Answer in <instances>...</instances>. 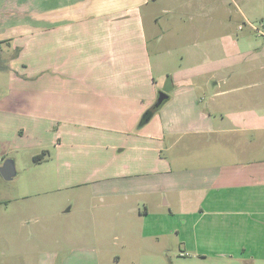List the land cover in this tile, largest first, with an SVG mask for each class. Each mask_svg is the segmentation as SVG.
Here are the masks:
<instances>
[{"label":"crops","instance_id":"1","mask_svg":"<svg viewBox=\"0 0 264 264\" xmlns=\"http://www.w3.org/2000/svg\"><path fill=\"white\" fill-rule=\"evenodd\" d=\"M43 1L35 0L33 9L31 3L23 6L18 0H0V25L22 26L23 30L21 43H15L12 37H0V49L8 46V51H13L7 54L13 59L6 69L11 75L10 91L3 96L8 104L1 101L5 106L0 114L33 119L35 128L50 127L55 131L53 139L35 141V149L47 155L51 147L63 152L91 151L98 153V158L104 152L115 157L128 151V162L119 161L116 165L106 161L107 172L102 180L108 183H101V188L107 190L101 196L106 198L133 196L136 194L133 189L121 192L116 185L126 188L135 184L134 179L145 182L161 174L167 178L178 166L175 163L185 161L186 153L191 154L200 166L198 173L190 174L185 172L188 169L179 168L183 173L176 179L181 177L180 183L192 185L195 192H207L197 196L200 212L204 216L221 217L240 213L217 210L215 206L243 200L255 207L258 228H264V87L255 89L262 82L233 86L238 81H232L235 73L230 70L233 64L241 62L240 58L234 62L231 56L214 59L208 45L206 50H191V66L180 67L169 77L168 86L175 93L166 92L169 101L139 129L141 118L155 104L161 91L153 54L163 57L160 46L165 35L170 34L176 41L182 37L179 24L184 23L185 17L194 21L200 14L209 19L222 6H215L211 0ZM17 8L32 18L10 19ZM24 26L30 29L25 31ZM191 33L199 35L193 28ZM222 52H229L228 47ZM246 56L254 60L256 54L247 52ZM254 74L258 71L247 76L251 78ZM216 116L222 122L219 126L213 122ZM72 127L75 130H70ZM183 141L186 144L182 145ZM173 151L175 157H162L163 153ZM58 157L62 158L60 154ZM68 158L62 159L81 173L76 177H85L86 173L80 169H88V161L91 164L93 160L87 158L81 166L83 161L77 157L74 162ZM214 159L224 163L216 167L210 162ZM110 169L113 171L108 172ZM186 190L179 191L178 203L185 201L189 206L196 198L187 195ZM166 235L143 233L142 239L161 244ZM212 249L211 255L201 253L199 246L194 251L205 262L215 257L220 261L217 264L231 261L264 264L261 243L252 249L243 246L232 256ZM87 250L76 249L62 263L125 264L119 252L94 249L95 255L89 256ZM58 256L57 251L52 252L48 256L49 264H57ZM130 256L126 261L137 264V258Z\"/></svg>","mask_w":264,"mask_h":264},{"label":"rangeland","instance_id":"2","mask_svg":"<svg viewBox=\"0 0 264 264\" xmlns=\"http://www.w3.org/2000/svg\"><path fill=\"white\" fill-rule=\"evenodd\" d=\"M211 1L215 6L219 4L222 7L217 8L209 19L200 17V14L194 21L185 17L184 23L179 24L182 37L175 41L170 38V34L165 35L160 46L163 57L153 54L159 90L175 93L168 86L169 77L180 67L184 69L191 66L189 52L206 50V45L211 48L214 59L227 56L233 57V62L241 59L230 70V73H235L232 81H238L234 87L257 82H262V85L255 87L256 90L264 87V0ZM43 2L46 3V0ZM18 3L23 6H30L31 3V8L35 9V0H18ZM197 9V13H200L201 8ZM21 10L15 9L10 19L32 18L31 15L27 16L25 10ZM192 28L199 35H193ZM24 29L28 31L30 26H24ZM22 31V26L0 25V37H12L15 43L22 42ZM160 33H163L161 29ZM151 47L154 50V46ZM224 47H228L229 52L224 54ZM8 49V46L0 49V109L8 104L3 96L10 91L11 75L6 69L13 59L7 54L13 51ZM247 52L256 54L255 59L250 60L246 56ZM251 71H258V74L248 78L247 74ZM2 100L4 104H1ZM216 118L213 122L219 126L222 123L220 116ZM54 133L50 127H46V130L43 126L42 130L35 128L33 119L0 114V168L7 159H13L17 170V176L10 181L0 173V264H49L48 256L54 251L59 254L57 264H63L67 254L81 248L88 249L86 253L89 256L95 255L92 252L94 249L119 252L125 264H130L126 261L130 255L137 258V264H217L220 261L215 257L210 258L216 261L210 258L203 261L194 251L195 247L199 246L203 250L201 253L210 254L214 248L232 256L243 246L252 249L257 243L264 244V228H258L255 207L243 200L229 204L220 202L215 206L217 210L240 213L221 217L204 216L200 212L197 196L206 195L207 192H195L192 185L180 183L181 177L176 179L178 174L183 173L179 168L184 171L188 169L185 172L190 174L198 173L200 166L191 154L188 156L186 153L185 161L175 163L178 166L167 178L161 174L145 182L134 179L135 184L127 185L126 188L116 185L121 188V192L133 189L136 194L143 191L141 195L106 198L101 196L107 191L101 188V183H108L102 180L107 172L106 161L116 162V165L119 161L128 162L129 152L115 154V157L104 152L103 157L98 158V153L91 151L63 152V149L55 151L51 147L50 155L40 162L34 161L33 157L43 153L35 149V141L53 139ZM185 141L181 144H186ZM23 146H27V149ZM59 154L65 159L69 157L67 160L73 162L77 157L78 161H83L81 166H84L87 158L93 162L90 164L88 161V169H80L86 174L79 178V169L75 170L73 164L68 165L62 158L59 159ZM71 156L74 159H70ZM175 156V151L162 155L170 158ZM210 162L215 163L216 167L224 163L218 159ZM112 171L110 169L108 172ZM186 189L192 192L188 193ZM181 190H186L187 195L191 194L196 200L189 206L185 201L178 203ZM182 205L183 210L180 209ZM205 207L209 209L207 203ZM157 232L167 234L162 237L161 244L154 243L152 239H142L143 233L149 235ZM125 243L130 245L127 247ZM221 244L224 248L220 247ZM230 264L237 263L231 261Z\"/></svg>","mask_w":264,"mask_h":264},{"label":"water","instance_id":"3","mask_svg":"<svg viewBox=\"0 0 264 264\" xmlns=\"http://www.w3.org/2000/svg\"><path fill=\"white\" fill-rule=\"evenodd\" d=\"M170 99V95L164 91L158 92L155 104L152 106L154 110H160ZM0 173L6 180H13L17 176L15 160L7 159L0 168Z\"/></svg>","mask_w":264,"mask_h":264},{"label":"trees","instance_id":"4","mask_svg":"<svg viewBox=\"0 0 264 264\" xmlns=\"http://www.w3.org/2000/svg\"><path fill=\"white\" fill-rule=\"evenodd\" d=\"M157 112L158 111L154 110L153 108L147 110L141 118V121L139 123V129L147 125L153 119ZM46 156L47 152H43L41 155L34 157V161L40 162L41 160L45 159Z\"/></svg>","mask_w":264,"mask_h":264}]
</instances>
